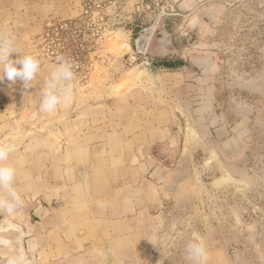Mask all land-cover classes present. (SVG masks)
I'll list each match as a JSON object with an SVG mask.
<instances>
[{
    "label": "rangeland",
    "instance_id": "rangeland-1",
    "mask_svg": "<svg viewBox=\"0 0 264 264\" xmlns=\"http://www.w3.org/2000/svg\"><path fill=\"white\" fill-rule=\"evenodd\" d=\"M181 1L0 0V36L10 35L11 30L12 35L15 33L21 39L25 48L22 54L31 53L43 63L55 64L60 57L70 59L74 64L73 84L79 93V104L86 102L87 95L103 91L119 95L137 87L146 93L156 88L148 71L152 64L148 67L142 63L145 57L151 60L158 56L159 30L174 29L169 18L181 17L182 11L177 7ZM207 2L211 11L215 4H222L223 13L230 18L224 27L223 56L213 52V59L208 61V91L212 93L208 99L211 116L208 124L221 117L227 126L237 122L230 110L234 103L228 98L227 90L239 92L236 94L243 97L236 134L240 146L224 149L219 156L214 149L205 147L194 131L180 133L185 147L183 158L187 162L184 168L176 170L168 191L162 189L166 218L163 221L160 217L153 230L157 245L151 264H161L163 260L164 264H192L185 247L194 232L204 239L208 264H264V100L257 99V92H264V68L259 52L264 41V0ZM153 28L146 53L141 49L140 54L129 60L134 53L131 47L134 41L140 40L143 31L149 34ZM168 54V51L164 55L160 53L161 57ZM193 72L196 69L188 65L184 74L192 76ZM247 79L253 82L250 85L255 91L247 88L239 91V81ZM194 91L197 88L183 93L187 97ZM171 95L172 110L190 129L194 114L198 113L193 106H198L197 101L187 97L180 109L175 88ZM187 103H192L190 109ZM261 112L263 116L257 119ZM30 119L31 123L39 122L37 115L13 118L14 125L4 135L0 134V141L16 145L10 162L17 169L16 186L23 197V205L14 215L0 214V264H7L8 257L16 258L19 264H83V260L76 259L81 253L71 252L70 244L66 250L63 244H48L47 251H42L34 239L30 242L28 226L30 222L37 223L39 214H33L28 204L38 198L30 202L25 195L30 182L35 183V191L40 184L37 180L29 181L23 173V167L28 166L23 164L24 158L39 150L38 142L35 147L25 146L29 135L20 131ZM50 122L54 123L55 119ZM170 166L174 168L176 163ZM49 204L44 206L49 208Z\"/></svg>",
    "mask_w": 264,
    "mask_h": 264
},
{
    "label": "crops",
    "instance_id": "crops-1",
    "mask_svg": "<svg viewBox=\"0 0 264 264\" xmlns=\"http://www.w3.org/2000/svg\"><path fill=\"white\" fill-rule=\"evenodd\" d=\"M177 7L181 17L169 18L174 29L166 31L169 54L161 57L162 46L156 39L158 56L150 60L154 91L152 87L146 93L137 87L119 95L103 91L87 95L86 102L79 104L72 82L74 90L66 106L53 115L38 114V123L30 119L20 128L29 135L25 146L35 147L38 142V152L23 160L28 165L23 173L29 181H40L37 191L35 183L28 184L25 198L30 202L38 198L28 207L39 214V220L30 222L28 229L30 242L34 239L42 251H47L48 244H63L64 250L70 244L71 252L81 253L76 259L83 264H151L157 245L153 230L160 217L166 218L162 189L168 191L176 170L187 162L180 133L194 131L202 144L219 156L224 149L240 146L236 134L243 97L236 94L239 92L227 90L234 103L230 110L238 118L235 124L227 126L223 117L213 124L208 121L212 96L208 61L213 52L223 56L224 27L230 18L223 13L222 4H215L211 11L207 0H182ZM12 34L10 30L4 37L13 39L17 53L10 54V59L16 60L25 48L20 37ZM140 42L134 41L133 52ZM259 52L264 68V41ZM37 59L40 72L32 87L25 88L19 79L0 81L1 135L14 125L13 118L39 113L41 90L53 64ZM188 65L197 73L185 75ZM239 82V91H255L251 80ZM174 88L180 100L178 108L183 109L187 97L198 103L193 104L198 113L190 129L172 110ZM191 88L197 91L186 97L183 92ZM257 93V99L264 100V92ZM186 106L190 109L192 103ZM189 117L188 123L192 121ZM174 163L176 167L170 168ZM47 203L49 208L44 206Z\"/></svg>",
    "mask_w": 264,
    "mask_h": 264
},
{
    "label": "clouds",
    "instance_id": "clouds-1",
    "mask_svg": "<svg viewBox=\"0 0 264 264\" xmlns=\"http://www.w3.org/2000/svg\"><path fill=\"white\" fill-rule=\"evenodd\" d=\"M17 53L13 39L0 36V81L7 78L23 82L25 88L32 87L40 72V61L35 55H19L10 59V54ZM19 65V66H17ZM74 64L70 59L58 58L50 67L44 81L39 102L38 114H55L61 106H66L71 98L75 77ZM16 151V145L10 141H0V214L14 215L23 205L22 193L16 186L17 169L10 162V156ZM187 258L192 264H208L209 254L203 237L193 233L185 247ZM7 264H19L16 258L8 257Z\"/></svg>",
    "mask_w": 264,
    "mask_h": 264
},
{
    "label": "built area",
    "instance_id": "built-area-1",
    "mask_svg": "<svg viewBox=\"0 0 264 264\" xmlns=\"http://www.w3.org/2000/svg\"><path fill=\"white\" fill-rule=\"evenodd\" d=\"M153 27L155 28L156 25H154ZM154 28L150 31L149 34L145 33V31H143V33H141V35H140L141 37L138 38V39H140L141 44L139 47H136L134 53H132V56H129V60H131V59L133 60V58L135 57L134 56L135 54H140L142 52L141 49H143V52H142L143 54L146 53L149 42H150L151 37L153 35ZM142 64L149 67L151 65V61L148 60L147 57H145Z\"/></svg>",
    "mask_w": 264,
    "mask_h": 264
},
{
    "label": "water",
    "instance_id": "water-1",
    "mask_svg": "<svg viewBox=\"0 0 264 264\" xmlns=\"http://www.w3.org/2000/svg\"><path fill=\"white\" fill-rule=\"evenodd\" d=\"M159 33L161 34V36L158 38V41L162 46L160 53L164 55L167 52V47L170 45V41L167 38L166 30L164 28H161L159 30Z\"/></svg>",
    "mask_w": 264,
    "mask_h": 264
}]
</instances>
